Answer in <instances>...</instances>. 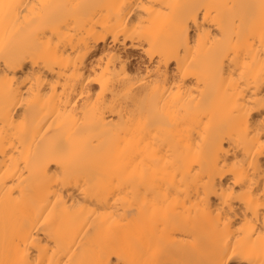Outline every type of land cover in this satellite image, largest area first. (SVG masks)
<instances>
[{"label":"bare ground","instance_id":"1","mask_svg":"<svg viewBox=\"0 0 264 264\" xmlns=\"http://www.w3.org/2000/svg\"><path fill=\"white\" fill-rule=\"evenodd\" d=\"M0 264H264V0H0Z\"/></svg>","mask_w":264,"mask_h":264},{"label":"rangeland","instance_id":"2","mask_svg":"<svg viewBox=\"0 0 264 264\" xmlns=\"http://www.w3.org/2000/svg\"><path fill=\"white\" fill-rule=\"evenodd\" d=\"M132 61L134 62V65H138V63H140V62H139L140 59H139L138 55H136V56L133 58Z\"/></svg>","mask_w":264,"mask_h":264}]
</instances>
